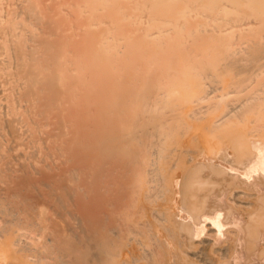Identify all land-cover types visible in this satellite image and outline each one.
Returning <instances> with one entry per match:
<instances>
[{
  "label": "bare ground",
  "instance_id": "obj_1",
  "mask_svg": "<svg viewBox=\"0 0 264 264\" xmlns=\"http://www.w3.org/2000/svg\"><path fill=\"white\" fill-rule=\"evenodd\" d=\"M258 224L264 0H0V264H263Z\"/></svg>",
  "mask_w": 264,
  "mask_h": 264
},
{
  "label": "crops",
  "instance_id": "obj_2",
  "mask_svg": "<svg viewBox=\"0 0 264 264\" xmlns=\"http://www.w3.org/2000/svg\"><path fill=\"white\" fill-rule=\"evenodd\" d=\"M237 199H238V198H237ZM240 202H241V201L239 200V204H240ZM243 202H244V203H243ZM243 202H242V203H243V204H242L243 206L241 205L242 208L247 207L246 204H247L248 202H251V201H249V200L247 201V200H246V201H243ZM237 205H238V204H237ZM253 205H254V204H253ZM238 206H239V205H238ZM237 213H238V212H237ZM242 213H243V212H242ZM246 213H247L248 215L251 214V213H249V212H246ZM246 213H245V215H246ZM243 215H244V214H243ZM245 215H244V216H245ZM249 216H250V217H249V220H247L248 223H249V222H252V220L254 219L253 217H251V215H249ZM246 218H248V217L245 216V219H246ZM251 218H252V220L250 221ZM247 222H246V224H247ZM253 222H254V220H253ZM254 223H255V222H254ZM249 224H252V223H249ZM249 224H248V225H249ZM254 225H255V224H254ZM259 225H260V224H258V226H259ZM263 225H264V224H263ZM246 226H247V225H246ZM251 226H252V225H250V228H251ZM260 226H262V225H260ZM260 226H259V228L256 226V228H257L258 230H257V229L254 230V227H253L252 232H253L254 236H255L258 232H260L261 229L264 231V229H263V228H260ZM263 227H264V226H263ZM246 230H247V228H246ZM262 230H261V231H262ZM247 231H248V232H247ZM247 231H246V234H247V233H252V232H251V229H249V227H248V230H247ZM249 231H250V232H249ZM254 232H255V233H254ZM247 235H250V237H251V234H247ZM254 236L252 235L251 239H250L249 236H248V237H249L250 240H252V239L254 238ZM252 244H253V242H252ZM263 264H264V263H263Z\"/></svg>",
  "mask_w": 264,
  "mask_h": 264
}]
</instances>
